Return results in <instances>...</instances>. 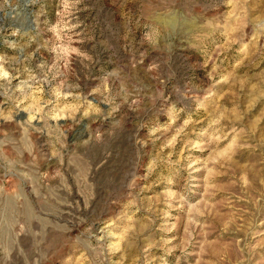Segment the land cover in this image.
Wrapping results in <instances>:
<instances>
[{"label":"rangeland","instance_id":"1","mask_svg":"<svg viewBox=\"0 0 264 264\" xmlns=\"http://www.w3.org/2000/svg\"><path fill=\"white\" fill-rule=\"evenodd\" d=\"M0 264H264V0H0Z\"/></svg>","mask_w":264,"mask_h":264}]
</instances>
